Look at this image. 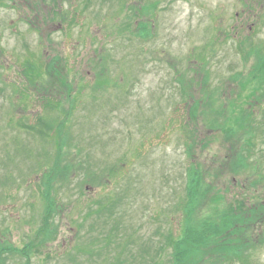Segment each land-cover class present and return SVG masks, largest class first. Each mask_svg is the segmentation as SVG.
Instances as JSON below:
<instances>
[{
	"label": "rangeland",
	"instance_id": "rangeland-1",
	"mask_svg": "<svg viewBox=\"0 0 264 264\" xmlns=\"http://www.w3.org/2000/svg\"><path fill=\"white\" fill-rule=\"evenodd\" d=\"M263 56L264 0H0L4 264H168L171 250L159 248L179 229L183 139L195 127L185 128L187 102L205 97L206 110H229L244 88L238 71ZM203 124L208 146L198 150L222 161L231 142ZM254 153L261 161L264 142ZM66 159L78 163L69 175ZM110 171L111 184L97 186ZM44 193L56 201L57 232L40 244ZM31 240L34 252H16ZM257 258L264 264V247Z\"/></svg>",
	"mask_w": 264,
	"mask_h": 264
},
{
	"label": "trees",
	"instance_id": "trees-1",
	"mask_svg": "<svg viewBox=\"0 0 264 264\" xmlns=\"http://www.w3.org/2000/svg\"><path fill=\"white\" fill-rule=\"evenodd\" d=\"M140 26V32L145 31L149 37L150 26ZM234 44L236 53L245 55L241 42L234 41ZM247 50L249 55L260 54L257 47L248 46ZM42 56L44 57L43 54ZM30 68L25 65L23 73L31 79L34 71ZM248 77L250 80L246 82ZM236 78L244 88L237 99L231 102L229 110H206L205 107L212 102L205 97L187 102L189 120L185 128L192 123L195 127L191 131L187 130L186 139H183L189 148V161L183 173V194L174 207L180 212L179 229L176 233L169 229L168 236L159 248V251L171 250L168 264H262L257 258V251L264 247V163H261L264 162V156L261 161L254 160V150L264 142V119H256L255 111L256 108L262 110L261 105L264 104V56L262 62L258 61L251 70L240 68ZM58 79L61 80L60 75ZM189 87L192 88V82ZM200 120L205 123L203 125L208 131H219L225 141L231 142L230 153L222 161H218L216 156L204 159L202 149L198 150L199 144L203 148L208 146L202 140L204 134L200 133L198 127ZM45 125L49 130L53 127L50 121H44L43 126ZM73 145L74 142L70 140L67 148L70 149ZM66 161V166L61 169L69 175L78 163ZM112 173L110 171V174L105 175L97 186L111 184ZM229 175L234 181L227 182ZM99 177L100 175L94 179ZM47 181V190L50 188L51 191L53 181ZM44 194L48 211L42 219L44 224L39 229L40 233L38 232L40 244L48 243L52 234L57 232V229L51 227L56 201H53L49 193ZM103 208L105 206H102V211ZM102 211L96 207L89 214ZM110 211L109 218L113 219L116 216L112 207ZM107 218L104 219L105 225ZM110 235L112 234H107L106 237ZM35 246V241L31 240L29 244L16 248V252L26 255L34 252ZM9 249L6 248V251ZM4 252L0 248V264H4ZM146 264H155V257H150V262Z\"/></svg>",
	"mask_w": 264,
	"mask_h": 264
}]
</instances>
